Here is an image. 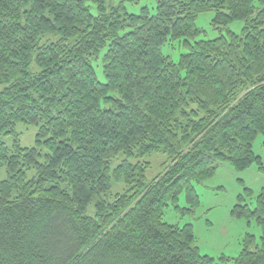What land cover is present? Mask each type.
I'll return each instance as SVG.
<instances>
[{"label": "trees", "instance_id": "obj_1", "mask_svg": "<svg viewBox=\"0 0 264 264\" xmlns=\"http://www.w3.org/2000/svg\"><path fill=\"white\" fill-rule=\"evenodd\" d=\"M157 3L137 15L124 0H0V264H216L164 213L183 191L197 205L193 184L223 163L263 164L264 0ZM211 11L242 33L197 39ZM169 43L186 51L177 63ZM159 153L169 164L147 182L150 162L134 160ZM113 180L126 191L111 199ZM234 213L262 237L232 264H264V195Z\"/></svg>", "mask_w": 264, "mask_h": 264}, {"label": "rangeland", "instance_id": "obj_2", "mask_svg": "<svg viewBox=\"0 0 264 264\" xmlns=\"http://www.w3.org/2000/svg\"><path fill=\"white\" fill-rule=\"evenodd\" d=\"M121 1V0H119ZM130 14H140L144 7H148L153 15L157 13V0H140L138 3L124 0ZM257 6H260L257 3ZM96 13V11L94 10ZM216 13L213 11L201 14L197 21V27L201 31L197 39H216L220 35L228 34V30L240 35L244 28V21L237 20L228 26L213 25ZM164 54L170 56L176 63L186 51L180 44L169 43L164 48ZM104 53V52H103ZM102 53V54H103ZM97 77L105 82V75L101 62L95 63ZM20 141L23 147H33L36 144V131L34 126L20 125ZM8 143L11 145L12 140ZM253 149L257 156L262 158V166L252 165L249 169L238 171L230 163L221 164L215 174L201 183L193 186L199 197V203L193 205L187 199V191L180 194L177 205L170 203L165 208L164 222L179 228L191 224L194 230L195 243L200 253L214 259L216 264H232L238 258L243 241L247 235H253L260 243L262 229L255 217H239L234 213L237 205L248 206L253 212L258 208V200L264 195V135H258L253 143ZM125 156L121 155L112 162V169L118 166ZM150 162L151 168L146 171L147 182H151L161 174L169 164L168 156L164 153L153 154L143 159H135L134 163ZM6 178L5 167L0 171V181ZM126 191L124 183L113 180L109 198L113 199L117 194ZM89 214H94L91 207Z\"/></svg>", "mask_w": 264, "mask_h": 264}]
</instances>
